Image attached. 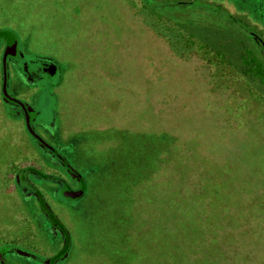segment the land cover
Instances as JSON below:
<instances>
[{"label": "rangeland", "instance_id": "1", "mask_svg": "<svg viewBox=\"0 0 264 264\" xmlns=\"http://www.w3.org/2000/svg\"><path fill=\"white\" fill-rule=\"evenodd\" d=\"M0 31L14 34L28 57L60 69L30 95L38 119L55 117L54 137L68 145L72 166L87 171L82 200L62 208L52 201L72 238L62 264H193L181 259V246L153 245L147 228L168 216L172 170L179 185L186 171L191 183L222 188L206 197L216 210L201 219L232 223L240 235L243 204L264 217V89L240 58L243 40L264 56V0H0ZM1 46L0 39V53ZM13 87L23 98L26 87ZM17 119L6 125L11 143L24 141ZM24 207L27 217L37 210ZM16 220L20 229L0 231V239L38 243L21 229L31 220ZM254 250L259 259L264 245ZM212 263L205 252L201 264Z\"/></svg>", "mask_w": 264, "mask_h": 264}, {"label": "flooded vegetation", "instance_id": "2", "mask_svg": "<svg viewBox=\"0 0 264 264\" xmlns=\"http://www.w3.org/2000/svg\"><path fill=\"white\" fill-rule=\"evenodd\" d=\"M178 5L186 6L187 2H179ZM188 6L193 5L190 4ZM251 36L258 43H261V40L253 36V34ZM0 39L2 42L0 53V113H2V118L4 119L1 122L2 131H0V193L2 192L0 202L4 203L5 201L6 203L4 204L8 203V207H10L12 203L17 205L22 199L28 198L32 201L33 208L37 209L33 212L35 214L30 213L28 217L18 210V214L15 212L14 215L16 217L13 220L12 218L8 219V216L2 214L0 216V231L4 234L7 232V229H12L11 233H9L12 234L16 230H19L20 224H17L16 218L22 216L24 219L29 218L31 220L24 224L25 227H21L22 230H25L29 234L28 237L30 238L26 241L35 239L38 241V243L36 242L34 246L31 245L30 247L18 243L19 239H22L20 236H3L0 239V264H51L52 257L61 250L65 244V240L68 238V250L52 263L62 264L70 250H72V238L69 231H67L68 229L65 228V223L61 220L55 209L70 207L72 203L82 200L88 191L87 171L79 170L72 166L66 155L68 145L63 144V142L58 141L54 137V128L56 127L55 117H51L48 122L38 119L39 111L36 106V96L33 95L39 92L34 93L37 87L34 90L31 89V86L38 84L40 81L49 82L48 77L50 76H58L60 69L55 64L56 71L54 74H50V71L53 70L52 62L47 57H28L20 49L17 41L16 53L14 55L8 54L5 60L7 75L6 92L11 98L6 99L2 92V58L6 40L3 37ZM20 85L25 86L27 89V92H23V98L11 92V88H16L13 86ZM14 91L16 92V90ZM31 93H33V97L30 95ZM13 99L22 102L25 107H21ZM2 106H6L8 110H2ZM25 111L28 114L29 124L34 135L27 129ZM13 118L21 120L24 141L21 139L11 143L10 133L6 125ZM32 146L36 151L35 154L39 153L37 157L33 158H38L39 162H41L40 164L34 159L29 158L33 155L28 156V153L33 150ZM10 150L12 151L11 155L15 152L16 156L12 158L10 155V158H4L3 156H8V153L10 154ZM36 180L42 181L45 188L43 189L37 185ZM82 187L84 191L77 198H70L64 195V191H76ZM7 191H10L11 195L7 196ZM4 195L6 196L5 199ZM52 201L58 202L59 208L55 207L56 203ZM30 225H35L37 228H32ZM41 243L42 245H40ZM49 249L55 250L48 253Z\"/></svg>", "mask_w": 264, "mask_h": 264}, {"label": "trees", "instance_id": "3", "mask_svg": "<svg viewBox=\"0 0 264 264\" xmlns=\"http://www.w3.org/2000/svg\"><path fill=\"white\" fill-rule=\"evenodd\" d=\"M247 37L250 38V34H247ZM255 49L249 44L247 45L246 40H243L240 58L246 75L254 79V81H258L264 89V56L261 54L263 51L260 46H258V50ZM220 59H223V57L221 56ZM11 153L12 151L10 150V155ZM10 155L3 157L10 158ZM15 156L16 153L14 152L12 158ZM172 168L174 169L176 167ZM188 169L189 167H186V170ZM172 171L173 173L169 179L170 186L168 188L170 199L167 202L169 207L168 216L162 221L160 220L161 222H158L157 219L148 221L147 228H150L154 233L153 245L161 243L160 240H162L168 247H174L175 245L181 246V250H184V255H181V259L191 260L194 258L192 261L193 264H201L204 260L205 252H207L208 259L213 261L212 264H225V262L232 260L236 264H238V261L241 264L242 261L245 264H263V251H261L260 258L257 259L254 257V254H256L254 248L264 245V217L263 215L260 216L261 214L258 216L252 215L255 211L258 213L261 210H256L258 207H255L252 202H246V205L243 204L248 213L251 211L252 213L249 216L247 213L243 217L245 234L234 235L230 229L232 223L226 229L227 226L223 228L215 223H209V219L205 220L199 217L204 212H211L212 214L216 210L215 207L210 209L205 199L206 197H219L222 188L200 186L191 183L192 181L189 178H192V176L187 174L186 171V181L184 180V183L179 185L180 182L175 175L176 171ZM1 194L2 192L0 193V201L2 199ZM21 202L22 207L25 205L24 210L28 209V212L34 211L32 204H28L27 199L26 202L25 199H22ZM4 203L6 202L4 201ZM4 203L0 202V216L4 214L8 216V219L12 218L13 220L16 217L14 215L15 212L16 214H18V210L23 212L20 203L18 205L12 203L14 207L12 205L8 207V203ZM221 205L218 211H222L224 205ZM258 205H260L259 202ZM246 210L244 212H247ZM234 224H236V220ZM141 236H143V233H140L139 239ZM188 251L194 253L195 256L192 257Z\"/></svg>", "mask_w": 264, "mask_h": 264}, {"label": "water", "instance_id": "4", "mask_svg": "<svg viewBox=\"0 0 264 264\" xmlns=\"http://www.w3.org/2000/svg\"><path fill=\"white\" fill-rule=\"evenodd\" d=\"M0 37H3L5 40H6V46H5V50H4V53H3V58H2V65H3V81H2V92H3V94H4V97L6 98V99H11L9 96H8V94H7V92H6V79H7V75H6V69H5V60H6V56L8 55V54H10V55H14L15 53H16V45H17V39H16V37L14 36V34H12L11 32H5V31H0ZM55 64L54 65H52V69L53 70H51L50 71V74H54L55 73ZM14 101H16V102H18L20 105H21V107H25L24 106V104L22 103V102H20V101H18V100H15V99H13ZM25 114H26V116H25V120H26V126H27V129L29 130V132L31 133V134H33L34 135V132H33V130L31 129V127H30V124H29V118H28V114H27V112L25 111ZM36 136V135H35ZM39 140H40V138L38 137V136H36ZM83 191H84V188L82 187L81 189H79V190H76V191H72V190H67V191H64V195L65 196H68V197H70V198H77V197H79V196H81L82 195V193H83ZM62 229V228H61ZM60 229V230H61ZM68 244H69V241H68V238L65 240V244L63 245V247L61 248V250L54 256V257H52V259H51V262L53 263L58 257H60V256H62V255H64L65 253H66V251L68 250ZM49 263H50V261H49ZM51 263V264H52Z\"/></svg>", "mask_w": 264, "mask_h": 264}]
</instances>
